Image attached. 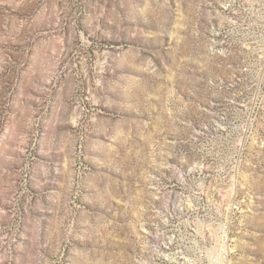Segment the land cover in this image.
Wrapping results in <instances>:
<instances>
[{
	"label": "rangeland",
	"instance_id": "obj_1",
	"mask_svg": "<svg viewBox=\"0 0 264 264\" xmlns=\"http://www.w3.org/2000/svg\"><path fill=\"white\" fill-rule=\"evenodd\" d=\"M0 264H264V0H0Z\"/></svg>",
	"mask_w": 264,
	"mask_h": 264
}]
</instances>
